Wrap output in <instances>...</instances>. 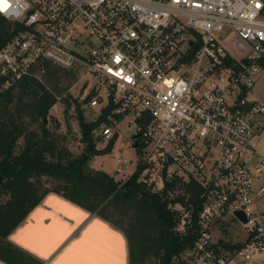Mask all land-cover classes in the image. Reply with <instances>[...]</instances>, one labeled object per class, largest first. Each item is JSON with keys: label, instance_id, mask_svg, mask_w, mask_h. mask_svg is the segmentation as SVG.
<instances>
[{"label": "built area", "instance_id": "built-area-1", "mask_svg": "<svg viewBox=\"0 0 264 264\" xmlns=\"http://www.w3.org/2000/svg\"><path fill=\"white\" fill-rule=\"evenodd\" d=\"M7 3L0 100L44 63L80 70L94 83L78 101L100 119L97 138H116L123 121L133 128L135 168L120 181L141 166L158 188L164 180L200 184L196 239L181 264H264V184L256 183L264 153L255 145L264 96L252 95L264 70V0ZM225 28L241 42L226 46ZM191 223L181 213L178 230ZM237 223L242 230L233 233Z\"/></svg>", "mask_w": 264, "mask_h": 264}, {"label": "trees", "instance_id": "trees-1", "mask_svg": "<svg viewBox=\"0 0 264 264\" xmlns=\"http://www.w3.org/2000/svg\"><path fill=\"white\" fill-rule=\"evenodd\" d=\"M11 28L12 23L0 16V47L11 36ZM42 67L47 78L54 80L50 64ZM36 71L22 78L16 90L0 100V259L9 264H40L11 244L7 236L44 195L54 192L122 228L131 264H144L149 259L156 264H181L182 253L196 239L200 184L193 179L185 183L164 180L163 187L156 188L147 177L140 176L141 166L125 182L91 168L87 144L94 151V133L100 119L86 121L81 102L73 99L85 144L80 154H73L45 127L59 90L55 93L46 88ZM71 104L66 100V108ZM37 122L39 131L32 127ZM114 140L95 154L107 153ZM39 188L41 193L37 192ZM175 188L181 192L170 197ZM179 205L192 218L191 227L184 232L178 230L181 213L175 207Z\"/></svg>", "mask_w": 264, "mask_h": 264}, {"label": "crops", "instance_id": "crops-1", "mask_svg": "<svg viewBox=\"0 0 264 264\" xmlns=\"http://www.w3.org/2000/svg\"><path fill=\"white\" fill-rule=\"evenodd\" d=\"M7 240L40 264H131L122 228L54 192L44 195Z\"/></svg>", "mask_w": 264, "mask_h": 264}, {"label": "rangeland", "instance_id": "rangeland-1", "mask_svg": "<svg viewBox=\"0 0 264 264\" xmlns=\"http://www.w3.org/2000/svg\"><path fill=\"white\" fill-rule=\"evenodd\" d=\"M222 37L227 41L226 46H233L241 42V40L231 31L229 28H225L221 32ZM90 39L95 40L92 36ZM229 49V48H228ZM235 50V48L231 49ZM230 50V51H231ZM50 64V63H49ZM54 80H49L47 75L43 72L38 71L37 76H39L40 81L51 91L56 93L59 99L49 110V113L45 119V127L50 130L51 135L63 142L67 148L73 154H80L84 148L85 144L81 141V133L77 120V112L74 110L73 99H79V96L91 95V89L94 86L93 80L89 76L82 77V72L80 70L72 71L67 69H61L56 66L51 65ZM45 69L43 68V71ZM57 84L59 86H57ZM252 95L257 98H261L264 95V70H261L258 75L252 90ZM71 96V99H70ZM66 100H69L71 104L70 108H66ZM83 116L86 121H91L94 118L95 111L93 108L88 106H81ZM32 127L39 131V123L32 124ZM132 126H128L126 122H121L118 126V134L113 142L111 149L104 154H95L98 150L104 148L107 144L106 141H101L97 138L94 133V143L95 148L92 150L90 155L89 165L91 168L101 169L114 175L116 179H123L124 174H130L135 168V148L132 145ZM259 139L255 140V145L257 149L264 153V128L259 133ZM59 137V138H58ZM23 140L20 138L18 140V145L21 146ZM126 159L131 161L127 168H121L118 159ZM120 169L119 173L116 171ZM257 184H264V176L262 175L256 180ZM47 186H51L48 184ZM157 188V186H156ZM38 193L42 192V188H39ZM179 188H175L169 193L170 197H174L176 194L180 193ZM179 208V212L182 215L185 213L183 206L176 207ZM233 233L241 231V226L237 223L235 227L230 226ZM144 264H156L154 259L147 260Z\"/></svg>", "mask_w": 264, "mask_h": 264}, {"label": "water", "instance_id": "water-1", "mask_svg": "<svg viewBox=\"0 0 264 264\" xmlns=\"http://www.w3.org/2000/svg\"><path fill=\"white\" fill-rule=\"evenodd\" d=\"M137 137H138V134H136V135L134 136V138H137ZM135 146H137V142H136V141H135ZM87 148H88L89 153L92 154V147H91L90 144H87ZM235 214H236L237 216H239L240 218H242L243 221H245V217H244V214H243L242 212H240V211H236Z\"/></svg>", "mask_w": 264, "mask_h": 264}, {"label": "snow or ice", "instance_id": "snow-or-ice-1", "mask_svg": "<svg viewBox=\"0 0 264 264\" xmlns=\"http://www.w3.org/2000/svg\"><path fill=\"white\" fill-rule=\"evenodd\" d=\"M8 6L9 5L7 3V0H0V11L7 10ZM257 6H259V5H257ZM117 59H119V58H117Z\"/></svg>", "mask_w": 264, "mask_h": 264}]
</instances>
